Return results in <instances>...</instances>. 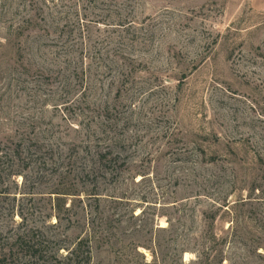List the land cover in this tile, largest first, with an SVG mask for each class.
Wrapping results in <instances>:
<instances>
[{"label": "rangeland", "instance_id": "obj_1", "mask_svg": "<svg viewBox=\"0 0 264 264\" xmlns=\"http://www.w3.org/2000/svg\"><path fill=\"white\" fill-rule=\"evenodd\" d=\"M0 264H264V0H0Z\"/></svg>", "mask_w": 264, "mask_h": 264}, {"label": "trees", "instance_id": "obj_2", "mask_svg": "<svg viewBox=\"0 0 264 264\" xmlns=\"http://www.w3.org/2000/svg\"><path fill=\"white\" fill-rule=\"evenodd\" d=\"M30 239V241H29V243L30 242H33V247L35 246V245H37L38 244V246H39V243H37V241L34 239V238H29ZM19 240L20 241H26V239H24L23 237H19ZM77 254V248H73L70 252H69V255H70V258L71 259H75L74 257H75V255ZM88 260H91V250H90V247H89V250H88Z\"/></svg>", "mask_w": 264, "mask_h": 264}]
</instances>
